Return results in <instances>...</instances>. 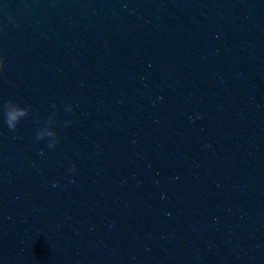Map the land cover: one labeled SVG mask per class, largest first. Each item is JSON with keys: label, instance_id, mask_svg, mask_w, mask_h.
<instances>
[{"label": "clouds", "instance_id": "9594fccd", "mask_svg": "<svg viewBox=\"0 0 264 264\" xmlns=\"http://www.w3.org/2000/svg\"><path fill=\"white\" fill-rule=\"evenodd\" d=\"M3 68V60L0 59V69ZM25 115L23 109H13L4 113L6 123L11 130L16 129V122Z\"/></svg>", "mask_w": 264, "mask_h": 264}]
</instances>
